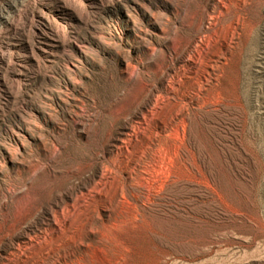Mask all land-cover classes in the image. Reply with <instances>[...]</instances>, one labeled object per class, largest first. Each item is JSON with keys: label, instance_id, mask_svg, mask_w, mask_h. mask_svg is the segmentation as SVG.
<instances>
[{"label": "rangeland", "instance_id": "1", "mask_svg": "<svg viewBox=\"0 0 264 264\" xmlns=\"http://www.w3.org/2000/svg\"><path fill=\"white\" fill-rule=\"evenodd\" d=\"M0 264H264V0H0Z\"/></svg>", "mask_w": 264, "mask_h": 264}]
</instances>
